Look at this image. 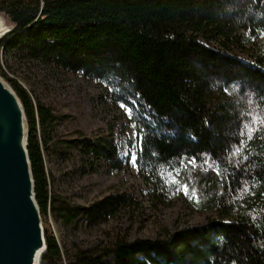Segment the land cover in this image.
Segmentation results:
<instances>
[{
	"label": "trees",
	"instance_id": "16d2710c",
	"mask_svg": "<svg viewBox=\"0 0 264 264\" xmlns=\"http://www.w3.org/2000/svg\"><path fill=\"white\" fill-rule=\"evenodd\" d=\"M0 13L14 26L0 44V74L25 108L42 216L96 225L139 204L116 194L83 209L51 191L45 154L76 150L121 169L113 127L97 141L82 133L56 139L60 117L8 77L3 58L12 72L8 59L79 73L105 86L132 108L144 144L137 165L151 204L168 205L183 192L173 184L178 176L198 194V202L190 199L196 212H215L199 228L166 231L156 240L117 236L100 248L63 250L46 233L42 264H103L109 257L116 264H264V0H0ZM252 121L256 130L246 128L251 139L245 136L240 146L243 122ZM234 146L240 152L231 156ZM193 155L198 164L189 165ZM204 159L210 164L199 163Z\"/></svg>",
	"mask_w": 264,
	"mask_h": 264
},
{
	"label": "rangeland",
	"instance_id": "374dc122",
	"mask_svg": "<svg viewBox=\"0 0 264 264\" xmlns=\"http://www.w3.org/2000/svg\"><path fill=\"white\" fill-rule=\"evenodd\" d=\"M3 18L6 25L10 26V20L5 16ZM257 41L251 46V52L257 50ZM217 45L219 44L210 43V47L219 48ZM220 47L224 49L223 46ZM235 52L240 58L246 61L249 59L238 50ZM3 63L10 79L22 85L34 99L41 100L47 109L60 117V121L54 126L53 134L56 139L75 140L82 133L88 140L97 141L109 137L110 128L113 127L122 162L121 169L114 170L106 162L95 163L76 150L69 156L45 154L51 191L83 209L116 194L131 196L139 204L133 210L122 211L115 218L96 225L83 221L69 224L51 212L47 217L41 214L46 233L55 237L63 250L73 245L85 249L105 247L108 241H113L117 236L129 241L156 240L166 231L177 234L190 228L205 226L215 216V212H196L183 192L168 205L151 204L149 188L140 174L137 161L135 164L130 162L131 154L135 152L137 155L140 149L132 147L134 141L140 140L139 136H132L135 131L132 127L133 112L129 119L126 109L120 106L123 102L113 98L111 91L105 86L92 82L79 73L65 72L38 63L18 64L8 59L13 72L6 67L4 58ZM0 77L11 86L5 77L1 74ZM37 128L39 131L40 125ZM103 264H116V260L109 257Z\"/></svg>",
	"mask_w": 264,
	"mask_h": 264
},
{
	"label": "water",
	"instance_id": "95a60500",
	"mask_svg": "<svg viewBox=\"0 0 264 264\" xmlns=\"http://www.w3.org/2000/svg\"><path fill=\"white\" fill-rule=\"evenodd\" d=\"M0 13V44L14 33ZM29 124L16 90L0 77V264H42L46 231L28 153Z\"/></svg>",
	"mask_w": 264,
	"mask_h": 264
},
{
	"label": "snow or ice",
	"instance_id": "6c2138e0",
	"mask_svg": "<svg viewBox=\"0 0 264 264\" xmlns=\"http://www.w3.org/2000/svg\"><path fill=\"white\" fill-rule=\"evenodd\" d=\"M262 35H264V31L261 32ZM227 91V89H226ZM122 108H125L126 109V113L128 114L129 116V119L132 118V108L128 107L126 104L124 103H121L120 105ZM253 125H255V121H252L251 123H248V122H243V126L241 128V131H240V136H241V139H240V146H243L245 144V136H247V139H251V136L250 135H247V132L245 131L246 128H251L253 131L256 130L255 127H253ZM133 128L136 127L135 124L132 125ZM132 136L133 137H137V136H141V134L139 132H136L134 131L132 133ZM240 146H234L230 155L231 156H236L239 152H240ZM132 147H139L141 149V151H143V147H144V144H143V137L141 136L139 142H136L134 141L133 144H132ZM127 155V153H125ZM202 156H210V153H202L201 154ZM244 160L247 159V156L243 157ZM137 161V155L135 152H133L131 154V157H130V162L135 164ZM183 157L181 158V163L183 164ZM187 163L189 165H196L198 164V161H197V157L195 155L191 156L190 159H188ZM200 164H203L204 166H207L210 164V160L209 159H204L202 161L199 162ZM235 167L237 168V170L239 169L240 167V162L238 161L235 165ZM247 169H245L246 171ZM217 175L219 176V171L217 170ZM220 179L222 181H226L229 183V190H231V187H230V181H228L227 177H223L221 176ZM173 184L176 185V189L177 191H183V194L189 198V199H193V202H198L199 200V196L198 194L196 193V191L194 189H190V186H189V183H184V182H180L178 180V176L176 178L173 179ZM244 185L242 184V187ZM239 191V189L237 190ZM233 264H235V261H233Z\"/></svg>",
	"mask_w": 264,
	"mask_h": 264
},
{
	"label": "bare ground",
	"instance_id": "6f19581e",
	"mask_svg": "<svg viewBox=\"0 0 264 264\" xmlns=\"http://www.w3.org/2000/svg\"><path fill=\"white\" fill-rule=\"evenodd\" d=\"M1 21V20H0ZM0 31H1V24H0Z\"/></svg>",
	"mask_w": 264,
	"mask_h": 264
}]
</instances>
